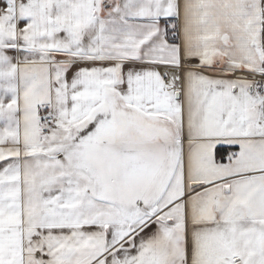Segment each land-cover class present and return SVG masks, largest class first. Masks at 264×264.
<instances>
[{
	"label": "snow or ice",
	"instance_id": "snow-or-ice-1",
	"mask_svg": "<svg viewBox=\"0 0 264 264\" xmlns=\"http://www.w3.org/2000/svg\"><path fill=\"white\" fill-rule=\"evenodd\" d=\"M0 264H264V0H0Z\"/></svg>",
	"mask_w": 264,
	"mask_h": 264
}]
</instances>
